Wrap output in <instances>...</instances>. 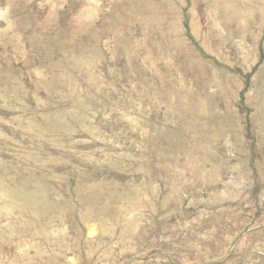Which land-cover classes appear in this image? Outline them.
<instances>
[{"label": "rangeland", "instance_id": "1", "mask_svg": "<svg viewBox=\"0 0 264 264\" xmlns=\"http://www.w3.org/2000/svg\"><path fill=\"white\" fill-rule=\"evenodd\" d=\"M0 264H264V0H0Z\"/></svg>", "mask_w": 264, "mask_h": 264}]
</instances>
